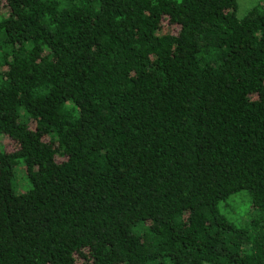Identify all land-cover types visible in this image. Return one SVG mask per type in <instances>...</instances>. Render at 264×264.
Here are the masks:
<instances>
[{"label": "trees", "instance_id": "trees-1", "mask_svg": "<svg viewBox=\"0 0 264 264\" xmlns=\"http://www.w3.org/2000/svg\"><path fill=\"white\" fill-rule=\"evenodd\" d=\"M238 7L0 0V264H264V2Z\"/></svg>", "mask_w": 264, "mask_h": 264}, {"label": "rangeland", "instance_id": "rangeland-1", "mask_svg": "<svg viewBox=\"0 0 264 264\" xmlns=\"http://www.w3.org/2000/svg\"><path fill=\"white\" fill-rule=\"evenodd\" d=\"M258 1L264 2V0H238V15H243L247 8ZM0 145L7 151L13 149L12 142L5 135H0ZM20 168L22 167L18 164L16 166V188H19L20 185L25 187L28 185L27 182L25 184L24 181L20 179L23 176V170ZM224 203L227 204V206H225ZM220 209L226 216L235 221H238L241 216L245 218L246 214L252 211V207L249 206V199L243 194V192L236 193L229 197L221 204Z\"/></svg>", "mask_w": 264, "mask_h": 264}]
</instances>
